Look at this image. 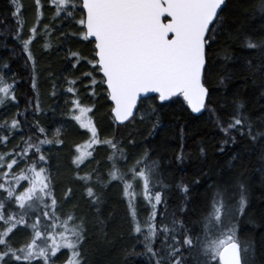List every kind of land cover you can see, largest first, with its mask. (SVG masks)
<instances>
[{"label": "snow or ice", "instance_id": "obj_1", "mask_svg": "<svg viewBox=\"0 0 264 264\" xmlns=\"http://www.w3.org/2000/svg\"><path fill=\"white\" fill-rule=\"evenodd\" d=\"M10 2L8 13L15 25L12 39L20 46L21 59L31 66L33 91L37 90L34 41L47 39L43 48L50 50L55 33L63 44L86 42L90 49L86 55L61 45L66 71L72 78L65 77L67 87L59 91L53 83L51 96L64 98L69 104V111L62 116L67 115L90 134L89 147L103 148L104 156L98 159L77 146L71 158L73 179L83 187L101 231L105 226L101 219L104 192L119 187L129 205L132 232L141 245L138 255L146 258V264H264L253 244L239 238L244 221L254 222L248 216L252 186L245 158H254L258 171L264 174V111L253 118L239 97H233L230 105H222L228 109L226 117L210 106L215 67L211 57L221 41L224 43L217 55L224 61L236 59L232 44L248 50L244 58L247 78L259 81L264 92V25L258 36L235 29L223 16L226 0H51L55 12L44 23L43 32L32 26L25 37L22 6L18 0ZM35 3L37 9L42 7L41 0ZM249 15L264 21V0H254ZM6 20L7 16L0 23L8 27ZM64 27L74 31H64ZM9 51L15 57L16 49ZM85 64L90 70L77 77ZM8 68L10 62L0 57V69ZM15 77V73L9 76L0 70V264H58L57 254L62 249L68 250L61 253L67 257L66 264H88L83 252L86 218L77 214L79 204L73 202L71 186L57 197L53 176L55 152L65 143L67 125L63 120L60 127L54 123V131L43 125L40 117L47 118V114L38 99L35 103L27 101L23 113L16 111L19 83ZM231 78L228 72L218 82L225 85ZM78 84L86 91L90 88L92 97L97 89L102 90L101 99L110 102V116L118 126L147 124L153 135L160 127V109L169 102L182 101L192 114L208 112L222 133L217 151L232 150L227 171L205 193L210 211L189 213L193 186L201 183L197 178L175 185L185 203L169 212L166 157L148 145H140L131 133L126 142L103 134L93 121L95 104L83 105ZM65 93L71 96L65 97ZM148 100L152 103H146ZM17 138L21 143L13 144ZM199 151L201 155L206 152L202 146ZM184 161L182 145L168 164L182 165ZM141 198L149 207L143 222L136 211ZM69 203L71 210H66Z\"/></svg>", "mask_w": 264, "mask_h": 264}, {"label": "trees", "instance_id": "obj_2", "mask_svg": "<svg viewBox=\"0 0 264 264\" xmlns=\"http://www.w3.org/2000/svg\"><path fill=\"white\" fill-rule=\"evenodd\" d=\"M227 7L223 16L227 19L230 25L241 32H254L259 35L264 21L259 17L252 18L251 5L254 0H227ZM22 6L23 15L21 20L24 23L23 35L27 37L29 22H33L34 26L38 27L40 32H43L44 23L50 21L49 15H54V12L48 5V0H41V5L37 9L35 0H18ZM12 7L10 0H0V21L7 16L5 27L4 23H0V57L10 62V68L0 69L6 71L11 76L16 74V80L19 83L17 88V96L19 97V108L16 111L24 112L27 101L39 100L41 107L44 110L45 116L40 117L43 125L50 126V131L55 128L52 125L61 126L60 122L65 120L67 127L63 135L65 143L58 146L59 151L55 152L54 164V180L56 183V195L61 197L63 191L68 186H71L74 193V203L79 204L77 214H83L87 223V236L83 245V252L87 257L88 264H146V258H142L138 253L142 250L139 241L132 232L131 216L127 200L122 197L121 188L111 187L104 192V206L101 219L104 220L105 226L103 230L97 226V220L94 212L89 210L87 197L84 194L83 187L73 179V166L71 158L77 146H88L90 134L85 129H80L79 125L68 118L69 104L64 98L53 99L51 96L52 84L55 83L59 89L67 87L65 77L72 78L66 71L67 61L65 59V51L62 50L72 47L73 50L88 55L90 49L86 47V43L76 42L75 40L63 44L62 40L56 37L53 33V38L50 43V50H44V43L49 42L47 39L34 41L32 46L33 55L36 58V77L37 90L33 91L31 87L32 70L30 65H26L21 59L22 53L19 44L12 39L15 25L8 9ZM35 18H32L31 17ZM40 17L38 20L37 18ZM57 27L62 25L57 24ZM64 31H74L70 27H64ZM7 44V48L4 44ZM221 41L214 46L212 53V61L215 67L212 69V77L210 87L213 89L210 106H215L218 114L222 117L227 115V107L222 105H230L233 97H239L245 104V110L253 118L257 117L264 111V92L260 89L259 81L248 79V74L244 67V58L248 54L246 48H241L238 44L231 45V51L236 57L234 61H224L220 59L217 53L220 52ZM62 45V47H61ZM15 48L16 55L13 57L9 49ZM90 70V65L85 64L77 77H80L84 71ZM231 73L232 78L225 81V85L219 84V77ZM97 78L99 74L97 73ZM89 82L85 78V85ZM79 89V99L84 106H91L93 103L94 113L93 121L98 125L99 130L105 135H115L118 139H124L125 142L131 133L140 145H148L157 150L160 155L166 157L165 167L167 169L166 178L169 181L165 199L167 200L169 212L174 211L178 206L185 203L181 198V193L175 187L181 181L189 183L194 179H200L199 185L193 186L192 197L193 203L190 204L189 213L199 214L201 211H210L208 202L205 200V193L209 187L221 178V174L226 172V162L232 155V150L228 149L224 153L217 151L222 138V133L216 128L213 119L208 112H205L200 117H195L187 109L186 104L169 102L161 107L159 112L160 127L155 134L149 131V125L136 122L127 127L118 126L110 116V102L101 99L103 92L97 89V95H90L91 89L85 90L84 85H77ZM71 94L65 93V97H70ZM146 103H152L150 100ZM55 110V111H53ZM0 115H3L0 112ZM89 115H92L91 113ZM31 120L32 113H28ZM183 129V132H181ZM13 144L21 143L19 138L13 140ZM185 153V161L182 165H169L168 161L181 151ZM204 147L206 152L200 154V147ZM12 145H9L11 148ZM48 147L47 145L45 146ZM82 151L84 148H82ZM237 148L240 146L237 145ZM0 147V151H2ZM91 151L98 159L104 156L102 146L93 145L84 149ZM245 163L248 164L247 179L251 183V191L249 193V212L248 216L254 219V222L245 220L241 225L239 238L241 241H246L253 244L258 259L264 258V197L261 192L264 191V174L258 171V163L253 158H245ZM83 167V166H82ZM91 168L95 164L90 165ZM24 183V182H22ZM71 203L65 205L66 210H71ZM163 207V206H161ZM136 211L139 214V219L143 222L147 219L149 207L141 198L137 202ZM19 239V238H18ZM136 252H133V249ZM64 252V251H63ZM66 253V252H64ZM60 259L58 264L66 263L67 257L58 256Z\"/></svg>", "mask_w": 264, "mask_h": 264}, {"label": "rangeland", "instance_id": "obj_3", "mask_svg": "<svg viewBox=\"0 0 264 264\" xmlns=\"http://www.w3.org/2000/svg\"><path fill=\"white\" fill-rule=\"evenodd\" d=\"M48 5H49V7H50V9L53 11V12H55V9L51 6V0H48ZM50 16V18L52 19V17L54 16L53 14L52 15H49ZM31 17H32V15H31ZM32 18H35V16L34 17H32ZM32 26H34V23L33 22H29V28L30 27H32ZM81 43H86V42H81ZM148 104H151V103H148ZM65 121V120H64ZM56 127H59V126H56ZM89 146V145H88ZM88 146L86 147V146H84V147H82V148H84V149H86V148H88ZM84 149H83V151H84ZM19 238V237H18ZM68 252V250L67 249H62L61 250V253H64V252ZM61 253H58L57 254V256H59V255H61ZM63 264H64V262H63ZM66 264V263H65Z\"/></svg>", "mask_w": 264, "mask_h": 264}, {"label": "water", "instance_id": "obj_4", "mask_svg": "<svg viewBox=\"0 0 264 264\" xmlns=\"http://www.w3.org/2000/svg\"><path fill=\"white\" fill-rule=\"evenodd\" d=\"M227 1V0H226ZM150 95H154V94H150ZM190 110V109H189ZM205 113V112H204ZM204 113H202V114H192L193 116H195V117H200V116H202Z\"/></svg>", "mask_w": 264, "mask_h": 264}]
</instances>
